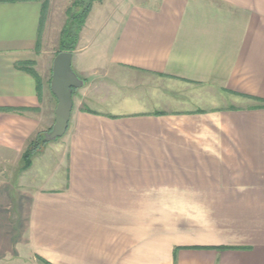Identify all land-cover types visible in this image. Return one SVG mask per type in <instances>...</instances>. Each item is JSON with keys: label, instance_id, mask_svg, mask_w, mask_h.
<instances>
[{"label": "crops", "instance_id": "crops-1", "mask_svg": "<svg viewBox=\"0 0 264 264\" xmlns=\"http://www.w3.org/2000/svg\"><path fill=\"white\" fill-rule=\"evenodd\" d=\"M43 1L0 0V165L54 123ZM95 3L66 132L0 180V264H264V0Z\"/></svg>", "mask_w": 264, "mask_h": 264}, {"label": "rangeland", "instance_id": "rangeland-1", "mask_svg": "<svg viewBox=\"0 0 264 264\" xmlns=\"http://www.w3.org/2000/svg\"><path fill=\"white\" fill-rule=\"evenodd\" d=\"M95 6L96 7L92 10V15L91 16L87 15L86 18H85L84 25H83V27L81 29V32H80V35H79V41L77 43H80V40L84 41V39H85V37H84L85 27L87 26V30H89L88 26L92 22V21H89V20H93V22H94V27H93V30H94L93 34L94 35L96 34L95 32L98 31L100 26L104 23V18H106V16H102V15L104 14L105 10H107L109 7L106 4L105 5L102 4V6H100V5L96 4V3H95ZM95 14L97 16H94ZM55 17L56 16H53L52 19H55ZM93 18H95V19H93ZM65 19H66V17H65ZM87 20H88V22H87ZM60 32H61V30H60ZM59 36H60V33H59ZM104 36H105V34H104V30H103L98 36V42L96 43V45H93V47H90V45L86 46V50L80 53L81 54L80 56H82L84 63H86V64L87 63L88 64L96 63V58L94 57L95 54H93V52L95 50V47L100 45L101 42L104 41L103 40ZM79 45L80 44H78V46ZM81 45H82V43H81ZM53 56H54V52L51 53L50 61L48 62V67L45 66V61L42 63L44 65V67L47 69L46 70V74H45L47 82L48 81L50 82V78H51V66H52V58H53ZM74 58H75V60L73 61V64H72L71 67H72V69L76 70V58H77V56L75 55ZM61 138L62 137L58 138L57 140H60ZM56 141L46 142V144H44V145L41 144L39 146V149H37V150H39L40 152H47L46 150L48 148H49V150H53L52 146H53V144H55ZM58 154L59 153H55L54 152V154L51 155V157H48V159H47L48 165H47L45 171L39 170V172L36 173V169H35L34 171L31 170L32 172H31L30 175H27V179L30 180L35 187H38V183L43 182V179L41 177L44 178L47 175V171L48 170L51 171V168L53 169L55 167V163L59 160V157H60V154L59 155ZM37 157H39L38 152L35 154V156H32V161L34 162L35 165L39 163V161L37 160L38 159ZM25 164H27V159L23 158V155H22L21 162L19 164H17V165L16 164L0 165V180L4 179L8 183H14L15 182L14 180H16L18 175L25 169L24 168ZM27 173H30V172H27ZM36 174H38V176L35 179L34 175H36ZM62 174H63V169H60V171L58 173L59 177Z\"/></svg>", "mask_w": 264, "mask_h": 264}, {"label": "water", "instance_id": "water-1", "mask_svg": "<svg viewBox=\"0 0 264 264\" xmlns=\"http://www.w3.org/2000/svg\"><path fill=\"white\" fill-rule=\"evenodd\" d=\"M71 64V52H59L52 60L49 88L57 104L51 129L41 135L48 142L56 141L66 132L72 110V90L83 84L72 70Z\"/></svg>", "mask_w": 264, "mask_h": 264}, {"label": "trees", "instance_id": "trees-1", "mask_svg": "<svg viewBox=\"0 0 264 264\" xmlns=\"http://www.w3.org/2000/svg\"><path fill=\"white\" fill-rule=\"evenodd\" d=\"M96 1L99 2L101 0H71L70 4L65 10L66 19L60 32L58 48L54 56L59 52L73 53L75 51L81 29L85 22V18L91 10L92 3ZM46 7L47 0H44L43 12ZM35 78L39 81L36 73ZM73 91L74 89L72 90V92ZM50 129L51 128H49V130ZM41 135L42 133H38L36 135L35 139L29 144L28 148L23 154V158L27 159V164H25L24 166L25 169L29 167L32 156H34L37 152H40L39 150H37L39 149V146L41 144L44 145L46 144V142H48L44 140Z\"/></svg>", "mask_w": 264, "mask_h": 264}]
</instances>
